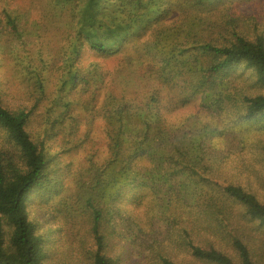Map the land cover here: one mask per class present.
Instances as JSON below:
<instances>
[{"label": "trees", "instance_id": "1", "mask_svg": "<svg viewBox=\"0 0 264 264\" xmlns=\"http://www.w3.org/2000/svg\"><path fill=\"white\" fill-rule=\"evenodd\" d=\"M241 1L254 0H49L67 24L56 56L34 71L31 105L7 106L1 86L17 83L0 82V264H53L28 206L62 193V155L84 143L80 121L87 116L101 119L110 153L104 163H89L74 187L90 191L89 264H127L124 248L145 232L131 214L146 194L161 202L147 207L150 217L181 198L189 219L169 247H149L143 258L151 264H264V199L219 181L216 147L186 138L168 120L172 102L163 103L182 79L188 95L216 113L238 82L232 124L260 137L264 162V23L240 12ZM45 71L56 79L49 95ZM38 106L41 130L34 138L28 125ZM58 138L63 145L53 142ZM101 203L124 211L103 213ZM104 216L120 239L118 253L100 230Z\"/></svg>", "mask_w": 264, "mask_h": 264}, {"label": "rangeland", "instance_id": "2", "mask_svg": "<svg viewBox=\"0 0 264 264\" xmlns=\"http://www.w3.org/2000/svg\"><path fill=\"white\" fill-rule=\"evenodd\" d=\"M240 3V12H251L257 20L264 23V0ZM48 4L49 0H0V82L15 78L17 83L11 89L5 85L1 86L2 92L6 93L4 102L10 108H16L23 103L31 105L35 95V69L44 68L43 64L49 63L50 59L56 56L59 44L62 46L64 36L61 33L64 34L66 29V15L60 8H49ZM74 14L78 16L76 11ZM17 61H20L21 68ZM27 63L30 64L28 68ZM111 65L114 68L116 63ZM46 72L42 76L51 81L46 85L49 95L50 87L54 86L53 81L56 79L53 80V75ZM178 86L179 89L174 94L166 93L163 97L164 105L172 102L169 108L171 111L167 115L169 122L178 125L180 133L189 134L186 138H206L210 140L209 145L216 147L212 152L213 159L223 165V169L219 171V181L242 184L264 199V162L257 149L260 137L256 133L239 130L240 127L232 124V104L240 84L234 82L232 87L223 93L218 112L210 114L200 107L198 100L188 95L184 80L180 79ZM41 112L38 106L28 125V130L34 138L41 130ZM80 127L84 143L81 147L62 155L66 162L61 173L62 193L47 202L44 197L42 200L36 199L28 206V218L38 226L39 234L45 240L46 250L53 255V264H74L71 255L81 264H89V253L93 250L94 234L89 222L91 211L87 205L90 191L83 192L77 188L75 190L74 187H77L79 173L83 172L89 163H104L110 153L103 140L100 118H82ZM53 142L62 145L64 143L61 138ZM3 147L5 140L0 130V148ZM143 196L138 212L133 211L131 215L132 220L135 219L145 232L142 234L143 238L136 239L131 246L124 248L127 264H151L148 259L143 258L147 255L149 247H169L177 238L179 230L187 227L189 223L180 197V201L172 199L166 203L164 212L150 217L146 211L147 207H154V202H161L153 201L152 196L148 194ZM98 205L103 213L118 211L121 208L117 203L111 207L108 203ZM93 206L96 207L95 204ZM128 209L130 210L126 206L125 211ZM121 210L124 211L123 208ZM108 218L104 216L101 220L100 230L110 237L114 244L113 250L118 253L122 245L120 239L112 234L113 227ZM134 230L136 232V228H133ZM81 245H84L82 251Z\"/></svg>", "mask_w": 264, "mask_h": 264}]
</instances>
